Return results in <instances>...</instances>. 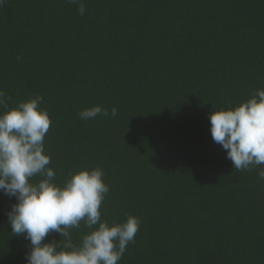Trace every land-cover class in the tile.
<instances>
[{
  "label": "trees",
  "instance_id": "trees-1",
  "mask_svg": "<svg viewBox=\"0 0 264 264\" xmlns=\"http://www.w3.org/2000/svg\"><path fill=\"white\" fill-rule=\"evenodd\" d=\"M83 3L0 6V89L10 108L43 97L53 182L103 170L101 220H140L118 264H264V166L236 170L209 120L264 90V0ZM96 105L109 115L80 118ZM15 203L0 192V264L30 249L8 223Z\"/></svg>",
  "mask_w": 264,
  "mask_h": 264
},
{
  "label": "clouds",
  "instance_id": "clouds-1",
  "mask_svg": "<svg viewBox=\"0 0 264 264\" xmlns=\"http://www.w3.org/2000/svg\"><path fill=\"white\" fill-rule=\"evenodd\" d=\"M6 2L0 0V6ZM68 2L85 14L83 0ZM8 99L0 89V192L16 199L7 217L11 231L30 242L26 264H118L139 231V218L129 215L112 224L101 220L100 207L109 186L100 167L81 169L62 186L54 183L56 173L49 167L44 144L51 120L47 109L40 107L43 97L33 96L11 108ZM101 114L109 115L96 105L79 116L89 120ZM111 115H117L115 107ZM209 120L213 141L226 151L236 170L264 166V90H256L234 108H214ZM37 175L43 178L33 182ZM257 175L264 180V167ZM81 221L89 231L74 243L71 230L79 229ZM51 232L63 239L45 243Z\"/></svg>",
  "mask_w": 264,
  "mask_h": 264
}]
</instances>
